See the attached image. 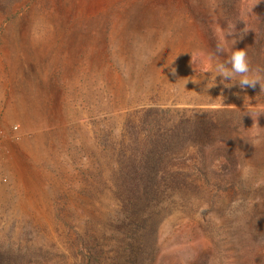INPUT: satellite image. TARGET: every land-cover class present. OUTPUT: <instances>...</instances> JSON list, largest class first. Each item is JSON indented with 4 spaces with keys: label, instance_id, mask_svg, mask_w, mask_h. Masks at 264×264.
Listing matches in <instances>:
<instances>
[{
    "label": "rangeland",
    "instance_id": "374dc122",
    "mask_svg": "<svg viewBox=\"0 0 264 264\" xmlns=\"http://www.w3.org/2000/svg\"><path fill=\"white\" fill-rule=\"evenodd\" d=\"M232 46L264 77V0H0V264H264Z\"/></svg>",
    "mask_w": 264,
    "mask_h": 264
},
{
    "label": "clouds",
    "instance_id": "9594fccd",
    "mask_svg": "<svg viewBox=\"0 0 264 264\" xmlns=\"http://www.w3.org/2000/svg\"><path fill=\"white\" fill-rule=\"evenodd\" d=\"M223 51V47L217 48L218 53ZM228 51L230 54L227 56V58L222 63H217L215 65L213 75L206 84V90L216 86L217 75L221 77V80L229 79L230 81H233L236 77H239V80L236 83H239L241 87H243L244 85L254 87L257 83L261 85V80H264V77L260 75H256L254 77L249 76L250 68L247 60V53L244 50H233V46ZM186 83L181 86L183 89H185ZM216 106L222 107L224 106V104L223 102H220ZM193 199L194 206L197 207V215L202 216L201 214L207 210V205L200 204L195 200V198Z\"/></svg>",
    "mask_w": 264,
    "mask_h": 264
},
{
    "label": "built area",
    "instance_id": "2783aa9c",
    "mask_svg": "<svg viewBox=\"0 0 264 264\" xmlns=\"http://www.w3.org/2000/svg\"><path fill=\"white\" fill-rule=\"evenodd\" d=\"M13 131H16V127L12 128ZM3 136L2 132L0 131V138Z\"/></svg>",
    "mask_w": 264,
    "mask_h": 264
}]
</instances>
